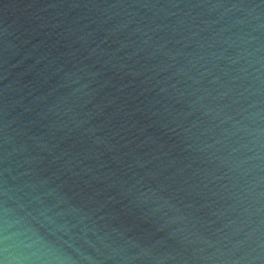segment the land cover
Segmentation results:
<instances>
[{
  "label": "water",
  "instance_id": "1",
  "mask_svg": "<svg viewBox=\"0 0 264 264\" xmlns=\"http://www.w3.org/2000/svg\"><path fill=\"white\" fill-rule=\"evenodd\" d=\"M264 264V0H0V260Z\"/></svg>",
  "mask_w": 264,
  "mask_h": 264
},
{
  "label": "clouds",
  "instance_id": "2",
  "mask_svg": "<svg viewBox=\"0 0 264 264\" xmlns=\"http://www.w3.org/2000/svg\"><path fill=\"white\" fill-rule=\"evenodd\" d=\"M0 264H7V260H0Z\"/></svg>",
  "mask_w": 264,
  "mask_h": 264
}]
</instances>
